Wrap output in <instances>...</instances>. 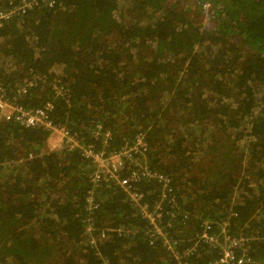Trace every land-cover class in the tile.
<instances>
[{
	"label": "trees",
	"instance_id": "16d2710c",
	"mask_svg": "<svg viewBox=\"0 0 264 264\" xmlns=\"http://www.w3.org/2000/svg\"><path fill=\"white\" fill-rule=\"evenodd\" d=\"M0 79L10 99L31 82L18 104L50 101L82 146L119 151L143 134V161L116 178L127 185L145 166L168 179L165 198L157 178L130 186L182 244L205 220L214 234L226 218L232 235L264 233V0L40 1L0 26ZM48 137L0 121V264H175L149 244L127 189L108 174L90 181L83 148ZM250 245L245 264H264V240Z\"/></svg>",
	"mask_w": 264,
	"mask_h": 264
},
{
	"label": "built area",
	"instance_id": "2783aa9c",
	"mask_svg": "<svg viewBox=\"0 0 264 264\" xmlns=\"http://www.w3.org/2000/svg\"><path fill=\"white\" fill-rule=\"evenodd\" d=\"M44 3L48 6H53L55 0H20L14 7L0 9V26L11 18L14 14L23 13L26 10L37 6L38 3ZM32 85L31 82H27L24 86L18 87L14 93L15 96L10 99L3 82L0 79V121H14L18 124H22L30 127H41L49 132V137L55 140L52 148L64 147L67 149H73L74 147L83 148V155L89 159L91 165V171L89 173L90 181L97 183L101 179L102 174L110 175L116 183H118L123 189H127L129 199L133 202V206L137 207V211L148 222L146 227V235L148 242L151 245L159 243L160 246L166 250L172 257L175 264H196L191 260L203 259L204 255L207 259L203 264H245L249 253L250 243L253 239L264 240V233L247 237L244 235H232L227 228L229 222L225 219L220 225L218 232H209V221L203 222L204 229L189 239L187 244H182L178 240L174 239L170 235L168 228L171 227V221L168 220L165 224H162L161 213L156 209H150L142 200V194L137 192V188H131V183L142 179L141 176H148L157 178L159 182H163L161 185V193L165 198L166 188L169 189V180L156 173L148 171L145 166L140 167L142 171H132L128 183L119 182L116 178L119 170L124 167V164H129L133 161L135 164L143 161L144 152L146 151L145 142L143 141V134H138L131 145L125 144L119 151L112 149L110 152L105 153L104 150L100 152L95 151L91 145L82 146L78 140L75 139L63 124L53 122L48 115V112L53 108L51 102H46L42 107L35 109L23 108L17 102V97L24 92H27ZM94 136L101 139L103 146L106 147L108 140L110 139V131L104 129L100 124L95 125ZM85 147V148H84ZM93 149V150H92ZM93 197H87V208H94ZM171 217H175L173 212L170 213ZM92 221L87 220L86 228L88 231L94 229ZM101 237H104L106 233L112 232V228H102ZM107 264V262H103Z\"/></svg>",
	"mask_w": 264,
	"mask_h": 264
},
{
	"label": "rangeland",
	"instance_id": "374dc122",
	"mask_svg": "<svg viewBox=\"0 0 264 264\" xmlns=\"http://www.w3.org/2000/svg\"><path fill=\"white\" fill-rule=\"evenodd\" d=\"M204 6H205V7H204V12L210 13V12L208 11V10H210V3H209V4L206 3ZM54 143H55V140H54V139H52V138H48V140H47V147H48V148L50 147L51 149H54V148H52L53 145H54ZM86 231H88L87 228H86Z\"/></svg>",
	"mask_w": 264,
	"mask_h": 264
},
{
	"label": "bare ground",
	"instance_id": "6f19581e",
	"mask_svg": "<svg viewBox=\"0 0 264 264\" xmlns=\"http://www.w3.org/2000/svg\"><path fill=\"white\" fill-rule=\"evenodd\" d=\"M50 102V101H49ZM45 104V103H44ZM44 104L40 105V106H37V107H34V108H28V107H25V106H22L23 108H26V109H35V108H39V107H42ZM20 105V104H19ZM53 105V104H52ZM53 109V108H52ZM52 109L48 112V115H49V118L51 119V111ZM52 120V119H51Z\"/></svg>",
	"mask_w": 264,
	"mask_h": 264
}]
</instances>
